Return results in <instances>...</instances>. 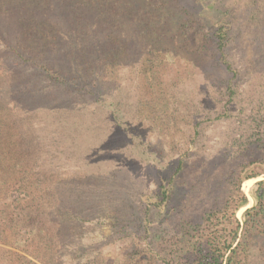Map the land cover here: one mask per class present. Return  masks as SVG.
<instances>
[{"label": "rangeland", "instance_id": "obj_1", "mask_svg": "<svg viewBox=\"0 0 264 264\" xmlns=\"http://www.w3.org/2000/svg\"><path fill=\"white\" fill-rule=\"evenodd\" d=\"M262 180L264 0H0V264H176L237 188L264 264Z\"/></svg>", "mask_w": 264, "mask_h": 264}, {"label": "trees", "instance_id": "obj_2", "mask_svg": "<svg viewBox=\"0 0 264 264\" xmlns=\"http://www.w3.org/2000/svg\"><path fill=\"white\" fill-rule=\"evenodd\" d=\"M256 177H258L256 174L246 175L241 180H248ZM256 186L259 189V196L256 197L258 201L262 196L261 193H264V180L258 181ZM237 191L239 201L235 206L232 207L230 203H226L219 210L213 209L205 212L202 222L205 223L206 227H204L203 230H200L202 228L200 223L195 225H191L188 222L186 223L183 227V233L186 237L193 233L194 236L197 235V239L194 243L188 244V251L184 256L182 255L183 253L180 255V261L176 264H236L238 262L237 252L247 250L249 242L243 239L233 246L236 241V234L238 230H240V223L237 221L234 212L247 203V199L240 191V188H237ZM163 197L167 199V191H164ZM258 206V209H256V206H253L244 211L241 223V228L244 233L250 229H264V225L260 224L264 222V206L262 204ZM218 231L227 234L226 236L230 235V240L225 241L224 238L226 237H222L225 236L222 234L221 236L219 235L220 237H217L216 232Z\"/></svg>", "mask_w": 264, "mask_h": 264}]
</instances>
